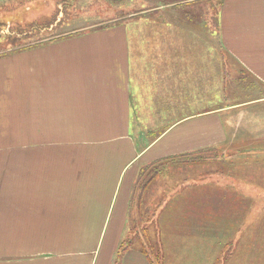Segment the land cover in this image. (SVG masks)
<instances>
[{
	"label": "crops",
	"instance_id": "1",
	"mask_svg": "<svg viewBox=\"0 0 264 264\" xmlns=\"http://www.w3.org/2000/svg\"><path fill=\"white\" fill-rule=\"evenodd\" d=\"M139 1L152 15L53 33L59 6L50 38L0 55V264H150L142 229L202 247L211 217L258 197L230 171L254 136L235 121L264 122V0ZM49 6L12 22L46 30Z\"/></svg>",
	"mask_w": 264,
	"mask_h": 264
},
{
	"label": "rangeland",
	"instance_id": "2",
	"mask_svg": "<svg viewBox=\"0 0 264 264\" xmlns=\"http://www.w3.org/2000/svg\"><path fill=\"white\" fill-rule=\"evenodd\" d=\"M29 2H34L37 5L42 3L50 5L49 16H40L41 20H38L41 27H47L46 30H33L27 26L19 25L18 19H15L14 23L12 22V16L19 12L20 6ZM59 6L65 15L62 19L67 23L60 26L59 29H66L63 31L55 29L53 33L68 31L74 27L96 29L121 23L130 18L136 19L141 15H152V11L147 12L142 8L143 6L152 7V5H142L139 0H0V55L28 46L34 43L36 38H50L51 33H47V31H52L54 27L50 28L49 25L54 20ZM128 24H130L133 33V46L137 50L142 45L144 46L143 41H137L139 26L132 21H129ZM152 43L150 41L149 45ZM228 66L231 64L229 63ZM232 92V89L228 90L229 94ZM250 112H245L243 115L247 120L242 118V121H235V125L237 123L242 128L248 126L250 129L247 130L254 133V136L253 134H241L236 137L233 145L239 150L232 156L235 157V160H241L242 163L230 172L236 171L242 178L243 189L250 187L247 181L256 182V185H251V191H256L259 194L258 197L256 200H243L242 208L237 209L232 215L211 217L210 231L204 235L208 239L202 247L187 244L186 248H178L187 240L184 235L181 236L182 234L179 232H174L175 226L171 225L167 232L163 233L168 241L162 247L154 249V252L159 256V261L156 264H264V150L261 149L262 145L264 146V122L253 123ZM256 147L260 151L250 153L251 149ZM214 156H218V154ZM209 157L210 155L207 154L200 160H207ZM229 212L225 211L227 214ZM151 219L145 218V222ZM152 258L154 259L153 255Z\"/></svg>",
	"mask_w": 264,
	"mask_h": 264
},
{
	"label": "trees",
	"instance_id": "3",
	"mask_svg": "<svg viewBox=\"0 0 264 264\" xmlns=\"http://www.w3.org/2000/svg\"><path fill=\"white\" fill-rule=\"evenodd\" d=\"M46 28V27H45ZM32 29H36L35 27H32ZM176 159L175 161L178 162V163H186V162H189V161H194L196 160V158L193 157V154H187L185 156H181V157H178V158H174ZM149 170V169H152L150 170L147 174H146V171L145 170ZM158 170L154 169V166H147L145 169H143V171H141L140 175H139V178H144V176H148L146 178L143 179V182H145L148 178H151L153 176L156 175ZM131 229H134L133 227ZM143 230V237L141 236L140 238H143L144 239V244L141 248V251L145 254V256L149 259L150 261V264H156L158 261H159V256L157 253L154 252V245L150 242V240L148 239L147 237V232L148 230L147 229H142ZM133 239L132 238H129L127 240H124L123 244H121V246L119 247V255H122L125 250L128 249V245ZM154 256V259L152 258V255Z\"/></svg>",
	"mask_w": 264,
	"mask_h": 264
},
{
	"label": "water",
	"instance_id": "4",
	"mask_svg": "<svg viewBox=\"0 0 264 264\" xmlns=\"http://www.w3.org/2000/svg\"><path fill=\"white\" fill-rule=\"evenodd\" d=\"M0 36H1V34H0Z\"/></svg>",
	"mask_w": 264,
	"mask_h": 264
}]
</instances>
